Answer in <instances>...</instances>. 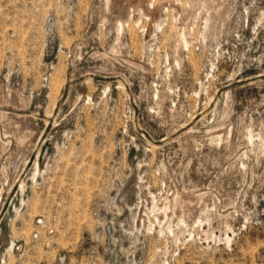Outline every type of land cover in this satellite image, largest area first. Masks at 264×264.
<instances>
[{
	"label": "rangeland",
	"instance_id": "obj_1",
	"mask_svg": "<svg viewBox=\"0 0 264 264\" xmlns=\"http://www.w3.org/2000/svg\"><path fill=\"white\" fill-rule=\"evenodd\" d=\"M0 264H264V0H0Z\"/></svg>",
	"mask_w": 264,
	"mask_h": 264
},
{
	"label": "bare ground",
	"instance_id": "obj_2",
	"mask_svg": "<svg viewBox=\"0 0 264 264\" xmlns=\"http://www.w3.org/2000/svg\"><path fill=\"white\" fill-rule=\"evenodd\" d=\"M194 1V0H193ZM158 6V5H157ZM164 10V8H163ZM161 11V10H160ZM177 32H180V34H182V31L180 29L177 28Z\"/></svg>",
	"mask_w": 264,
	"mask_h": 264
}]
</instances>
